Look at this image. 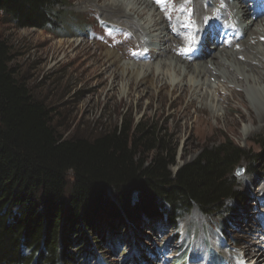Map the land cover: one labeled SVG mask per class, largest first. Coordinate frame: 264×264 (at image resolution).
<instances>
[{
  "label": "trees",
  "instance_id": "trees-1",
  "mask_svg": "<svg viewBox=\"0 0 264 264\" xmlns=\"http://www.w3.org/2000/svg\"><path fill=\"white\" fill-rule=\"evenodd\" d=\"M67 8L62 0H0V21L52 32L64 26ZM11 61L0 38V264L99 263L102 247L115 245L105 233L142 213L177 233L197 209L206 221L218 218L225 234L246 200L234 169L244 162L246 176H259L264 153L226 140L171 173L175 155L148 126L63 139L51 110L16 78ZM151 141L159 151L146 160L138 148L150 149Z\"/></svg>",
  "mask_w": 264,
  "mask_h": 264
},
{
  "label": "rangeland",
  "instance_id": "rangeland-1",
  "mask_svg": "<svg viewBox=\"0 0 264 264\" xmlns=\"http://www.w3.org/2000/svg\"><path fill=\"white\" fill-rule=\"evenodd\" d=\"M80 1L62 0L69 6L61 11V17L67 20L64 26L57 25L52 32L35 28L19 29L12 22L0 21V38L11 49L10 67L31 94L51 110L52 127L63 139L93 140L114 129L119 130L124 124L131 125L133 130L138 125L148 126L156 137L159 132L163 148L175 155L171 173L194 161L203 149L215 148L226 140L252 155L264 153V105L249 99L245 92H236L241 95L242 103L232 99L222 105L229 109H225L227 121L215 122L209 112L201 108V104L194 102L187 106V94L181 96L175 93L171 99L165 94L167 88L158 96L154 94L150 97L147 92L153 91L145 90V86L141 85L128 92L126 82L120 78L114 81L112 87V78H108L109 75L104 71L107 68L103 65L104 55L107 50L112 51L117 46L116 53L123 63L134 62L132 57L126 56V46L132 37L131 48L138 50L132 35L134 32L123 27L121 22L105 17L99 4L89 6ZM99 3L102 4V0ZM73 26L83 30L76 32ZM57 28L59 31H56ZM97 62L101 68L93 74L89 69L92 70ZM141 62L149 64L154 59L147 58ZM102 80L104 84H100ZM122 88L126 91L123 97ZM139 91L142 96L140 100L137 98ZM172 103H175L174 107H171ZM173 113L183 116L178 121V126H186L183 133L174 126ZM206 125L213 127L207 130L204 128ZM157 146V141H151L150 149L141 147L138 150L143 153L144 159L149 160L158 153ZM259 166L262 169L257 177L245 175L244 162L234 169L233 175L239 180L236 189L246 196V200L239 207V212L227 220L229 224L225 234L219 231L218 218L206 221L197 209L180 220L177 233L166 225H155L149 214L142 213L136 215L137 219H124L122 224L117 225L115 232L103 227V231H107L105 236H115L116 239L114 246L102 247L98 262L160 264L161 259L154 252L164 248L167 255L162 259H171L172 264V259L182 252L204 254L206 245L218 252L228 264H243L241 259L246 246L258 242L261 246L255 251L264 257V241L255 235L258 230L256 215L264 213L262 205L258 204L264 198V160ZM124 231L128 234L124 235ZM233 255L239 259L235 260ZM249 263L255 264L250 259Z\"/></svg>",
  "mask_w": 264,
  "mask_h": 264
},
{
  "label": "bare ground",
  "instance_id": "bare-ground-1",
  "mask_svg": "<svg viewBox=\"0 0 264 264\" xmlns=\"http://www.w3.org/2000/svg\"><path fill=\"white\" fill-rule=\"evenodd\" d=\"M99 1L80 2L89 6L99 4L105 17L130 28L138 47V50L131 48L133 37L127 43L126 56L135 60L132 63L122 62L115 50L117 46L106 51L103 65L107 67L104 71L108 78H112V87L120 78L126 82L128 92L141 85L153 91L147 92L150 97L158 96L167 88L165 94L171 99L175 93L187 94V106L194 102L201 104L215 122L227 121L229 109L223 108V104L232 99L243 102L236 92H245L249 99L264 105V14L261 10L252 13V4H245L246 0H102V4ZM221 25L235 31L234 41L219 45L216 27ZM147 58L154 62H141ZM100 68L97 62L89 70L96 74ZM104 83V80L100 82ZM121 92L123 97L125 88ZM141 97L139 91L138 100ZM174 106L172 103L171 107ZM171 117L177 130L183 133L186 126H178L183 116L173 113ZM259 234L263 236L258 228L255 235L264 241V236ZM260 246V242L246 246L243 264H251L249 259L255 264H264L263 255L255 251Z\"/></svg>",
  "mask_w": 264,
  "mask_h": 264
},
{
  "label": "snow or ice",
  "instance_id": "snow-or-ice-1",
  "mask_svg": "<svg viewBox=\"0 0 264 264\" xmlns=\"http://www.w3.org/2000/svg\"><path fill=\"white\" fill-rule=\"evenodd\" d=\"M238 175L240 174V173H237Z\"/></svg>",
  "mask_w": 264,
  "mask_h": 264
}]
</instances>
